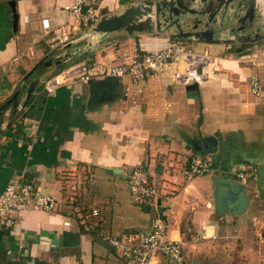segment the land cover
Returning a JSON list of instances; mask_svg holds the SVG:
<instances>
[{
  "label": "crops",
  "instance_id": "crops-1",
  "mask_svg": "<svg viewBox=\"0 0 264 264\" xmlns=\"http://www.w3.org/2000/svg\"><path fill=\"white\" fill-rule=\"evenodd\" d=\"M161 1L99 0L97 22L78 27L65 9L73 0H0V193L19 177L59 203L52 212L27 209L13 227L0 228V264H127L76 222L64 224L73 215L63 191L73 186L84 206L101 207L104 226L117 234L148 231L162 216L168 235L183 242L182 264H264V94L254 95L249 81L257 75L264 88V0H245L209 41L179 37L189 29L165 24ZM128 13L139 27H106ZM43 18L63 26L67 41L43 36ZM171 40L208 56L201 82L180 85L168 72L144 81L104 75L47 90L52 75L76 63H118ZM43 60L52 65L39 66L42 83L28 102L22 88L17 106L2 109ZM194 153L212 169L188 179L181 169ZM137 167L164 180L155 205L131 198L128 176ZM241 171L256 178L242 179ZM90 174L91 185L83 181ZM221 177L244 189L243 212L234 213V194L218 210Z\"/></svg>",
  "mask_w": 264,
  "mask_h": 264
},
{
  "label": "built area",
  "instance_id": "built-area-1",
  "mask_svg": "<svg viewBox=\"0 0 264 264\" xmlns=\"http://www.w3.org/2000/svg\"><path fill=\"white\" fill-rule=\"evenodd\" d=\"M99 0H73L65 6L75 18L76 24L89 26L97 22L99 14L97 6ZM43 36H49L54 44L66 42L68 36L63 26L53 28L48 18L41 21ZM205 54L196 52L191 46L182 41L171 40L162 46L144 49L135 52L128 58L111 63L107 59H98L91 65L85 62L76 63L68 68L58 71L46 82L48 92L51 94L62 85L75 80L90 81L93 77L110 75L118 78L130 77L135 81H144L168 72L175 83L192 85L201 82L200 67L205 69L209 63ZM250 88L254 95L263 96L264 88L257 75L250 76ZM212 169L210 160L199 153H194L182 166V174L188 178H195L209 173ZM238 176L256 178L253 173L241 171ZM91 174L84 176L83 181L90 185ZM128 185L132 200L139 205H155L160 199L164 180L160 177H151L143 167L135 168L128 176ZM63 195L68 198L72 217L64 221L66 226L76 222L84 231L92 233L111 247L119 251L126 259L127 264H160L163 260L167 264H182L183 242L168 235L166 222L156 216L152 219L151 229L148 231H130L117 234L104 226V216L98 205L84 206L82 196L73 186V191L64 190ZM42 209L48 212L56 211L59 203L51 194L43 193L39 187L31 182H22L19 177L9 181L0 193V228H11L19 220L21 212L30 209ZM204 237L197 233L196 239ZM53 245V244H51Z\"/></svg>",
  "mask_w": 264,
  "mask_h": 264
},
{
  "label": "water",
  "instance_id": "water-1",
  "mask_svg": "<svg viewBox=\"0 0 264 264\" xmlns=\"http://www.w3.org/2000/svg\"><path fill=\"white\" fill-rule=\"evenodd\" d=\"M246 5L245 0H203V3L196 8H190L182 1L163 0L157 10V15L164 17L163 22L169 26H174L178 30L188 28L189 30L179 37L191 38L194 40L209 41L213 35L224 32L226 29V22L233 14H240ZM130 13L124 14L122 19L110 18L106 20V27L109 30H115L121 27H139L135 21L129 16ZM158 16H156V20ZM161 22L157 21L156 23ZM132 24V25H128ZM143 26V23H142ZM142 29V28H141ZM51 66V61H40L33 69H31L23 77V87H19L14 95L8 99L3 105L2 109L13 105L17 106L18 97L21 89H26V104L29 98L36 92L39 85L42 83L44 73L38 71L39 66ZM219 187L217 191V208L223 211L224 199L234 194L236 196L234 205V213H241L246 209L248 198L240 183L236 180L221 177L219 179ZM160 211V210H159ZM162 217V216H161ZM163 218V217H162ZM164 219V218H163ZM54 244V242H52Z\"/></svg>",
  "mask_w": 264,
  "mask_h": 264
},
{
  "label": "rangeland",
  "instance_id": "rangeland-1",
  "mask_svg": "<svg viewBox=\"0 0 264 264\" xmlns=\"http://www.w3.org/2000/svg\"><path fill=\"white\" fill-rule=\"evenodd\" d=\"M262 236L264 237V234Z\"/></svg>",
  "mask_w": 264,
  "mask_h": 264
}]
</instances>
